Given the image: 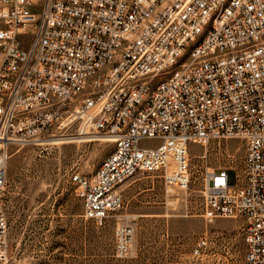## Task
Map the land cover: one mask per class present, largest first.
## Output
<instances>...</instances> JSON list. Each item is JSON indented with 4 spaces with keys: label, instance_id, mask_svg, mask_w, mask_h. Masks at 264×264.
Segmentation results:
<instances>
[{
    "label": "built area",
    "instance_id": "2783aa9c",
    "mask_svg": "<svg viewBox=\"0 0 264 264\" xmlns=\"http://www.w3.org/2000/svg\"><path fill=\"white\" fill-rule=\"evenodd\" d=\"M197 30L206 39L191 63L149 93ZM73 127L115 144L92 176L70 175L97 227L123 208L120 187L138 172L188 188L192 143L240 139L239 164L206 169L201 214L240 219L246 264H264V0H0V260L11 250L10 146ZM134 237L132 224L118 225L117 257Z\"/></svg>",
    "mask_w": 264,
    "mask_h": 264
},
{
    "label": "rangeland",
    "instance_id": "374dc122",
    "mask_svg": "<svg viewBox=\"0 0 264 264\" xmlns=\"http://www.w3.org/2000/svg\"><path fill=\"white\" fill-rule=\"evenodd\" d=\"M52 131L9 148L11 250L0 264H246L240 219L209 221L201 214L206 169L239 164L244 154L240 139L192 143L188 188H167L160 171L138 172L120 187L123 208L97 227L84 217L70 175L92 176L115 144L76 127L55 136ZM66 137L70 141L52 142ZM229 178L235 182L236 170L229 171ZM123 223L133 225L135 237L129 256L119 258L115 232ZM201 237L207 244L195 252Z\"/></svg>",
    "mask_w": 264,
    "mask_h": 264
},
{
    "label": "bare ground",
    "instance_id": "6f19581e",
    "mask_svg": "<svg viewBox=\"0 0 264 264\" xmlns=\"http://www.w3.org/2000/svg\"><path fill=\"white\" fill-rule=\"evenodd\" d=\"M228 1H235V0H228ZM228 11H229V3H220L218 6V18H225ZM149 26H151V19L142 18V27H149ZM131 29H138V21H131ZM202 39H206V32H204V30H197L195 33V40H193V43H187V46L184 49H182V55H174L173 63H170V65L163 67L162 78H154L151 81V84H149V93H158V89L160 88V86H162V81H169V77L176 76L177 65L191 63L192 56L194 53V47H200V43H202ZM99 138H103V137L99 136ZM65 141L68 142L70 141V139H67V137L52 139V142H58V143Z\"/></svg>",
    "mask_w": 264,
    "mask_h": 264
}]
</instances>
